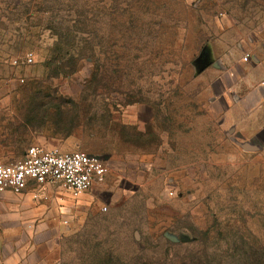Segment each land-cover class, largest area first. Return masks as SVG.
Listing matches in <instances>:
<instances>
[{"label": "rangeland", "instance_id": "1", "mask_svg": "<svg viewBox=\"0 0 264 264\" xmlns=\"http://www.w3.org/2000/svg\"><path fill=\"white\" fill-rule=\"evenodd\" d=\"M34 146L109 173L0 197L6 264H264V0H0V161Z\"/></svg>", "mask_w": 264, "mask_h": 264}, {"label": "built area", "instance_id": "2", "mask_svg": "<svg viewBox=\"0 0 264 264\" xmlns=\"http://www.w3.org/2000/svg\"><path fill=\"white\" fill-rule=\"evenodd\" d=\"M249 56L244 61H249ZM32 55L26 64H32ZM19 65L18 61L14 62ZM109 173L106 162L83 152L63 153L59 149L47 150L40 146L28 149L15 163L0 161V195L23 192L33 186L46 190L59 186L73 198L79 199L99 184Z\"/></svg>", "mask_w": 264, "mask_h": 264}, {"label": "crops", "instance_id": "3", "mask_svg": "<svg viewBox=\"0 0 264 264\" xmlns=\"http://www.w3.org/2000/svg\"><path fill=\"white\" fill-rule=\"evenodd\" d=\"M28 190L36 191V189L34 187H31ZM13 195H14L13 192L12 191H9V192H6L5 194L0 195V197L7 199V198H10ZM6 261H7V259L5 257L0 258V264L1 263L2 264L3 263L6 264Z\"/></svg>", "mask_w": 264, "mask_h": 264}]
</instances>
